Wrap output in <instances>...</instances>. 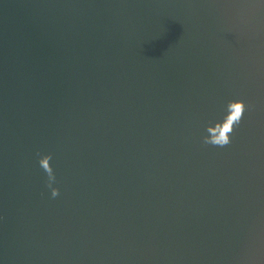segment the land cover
<instances>
[{
	"label": "water",
	"instance_id": "95a60500",
	"mask_svg": "<svg viewBox=\"0 0 264 264\" xmlns=\"http://www.w3.org/2000/svg\"><path fill=\"white\" fill-rule=\"evenodd\" d=\"M0 264H264V0H0Z\"/></svg>",
	"mask_w": 264,
	"mask_h": 264
},
{
	"label": "clouds",
	"instance_id": "9594fccd",
	"mask_svg": "<svg viewBox=\"0 0 264 264\" xmlns=\"http://www.w3.org/2000/svg\"><path fill=\"white\" fill-rule=\"evenodd\" d=\"M246 104L242 99L231 100L227 104V114L222 121H217L214 125L209 124L206 131L207 136L204 137L206 144L218 145L223 147L231 142L230 134L234 131V126L239 124ZM51 154L44 155L40 158V166L48 175V186L52 188V196L55 197L59 194V188L53 187L56 180L55 172L53 170L51 161Z\"/></svg>",
	"mask_w": 264,
	"mask_h": 264
}]
</instances>
